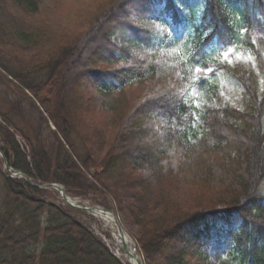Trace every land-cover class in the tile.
I'll return each mask as SVG.
<instances>
[{
    "label": "trees",
    "instance_id": "16d2710c",
    "mask_svg": "<svg viewBox=\"0 0 264 264\" xmlns=\"http://www.w3.org/2000/svg\"><path fill=\"white\" fill-rule=\"evenodd\" d=\"M67 1L71 0H0L3 34L0 36V70L20 84L15 86L20 95L29 98L22 88L38 100L45 95L49 97L41 103L64 135L68 134L70 124L61 106L63 102L58 103L57 98L61 100L63 92L71 94L72 85L87 82L104 111L119 123L115 141L116 144L121 142V146L120 150H115L114 144L110 147L100 170L91 156L83 161L84 167H94L100 174L109 171L117 158L122 157L128 168L149 176V180L145 179V191L154 183H165L175 168L180 167L177 161L180 154L187 151L192 137L198 139L201 130L206 131L207 140L203 145L206 153L219 154L221 160L215 157L205 164L204 161L201 169L193 168L194 174L186 177L191 187L206 193V205L191 208L195 211L174 213L170 206L176 201L171 197L160 194L140 198L137 209L141 213L149 211L151 206L155 207L152 211L165 207L170 211L155 225L154 221H149V225L144 226L146 230L140 241L142 252L146 259L162 257L166 264H264V0H106L96 8L85 7L90 14L71 34L64 30L77 13L67 11L55 23L53 20L48 23L44 13ZM160 5H163L161 10L157 9ZM152 15L171 16L173 30L177 33L184 26L193 30L195 37L189 41L187 62L169 65L143 55L155 39L139 19ZM118 34L125 38L116 45ZM219 47L244 51L254 58L263 90L259 76L247 68L237 67L232 73L247 94L248 111L240 113L221 108L213 117H208L209 113L204 111L200 112V120L195 121L196 109H191L179 95L180 88L185 87L179 82V73L196 68L226 70L229 66L211 56L210 51ZM11 51L33 54L41 61L23 67L12 59ZM169 77L175 78L171 87L152 97L134 100L124 117L117 119L122 99L130 89ZM205 82L214 93L215 85L210 80ZM191 112L190 126L180 130L182 118ZM141 115L148 118L151 126L148 136L154 139V146L147 145L148 151L145 146L141 148L140 141L134 143L136 138L131 139L132 134L140 136L144 132L139 122ZM153 115L165 117L167 124L175 122L178 131L168 127L164 132ZM0 120L3 124H0V151L11 167L36 183H60L69 193L83 188L80 182L73 185L70 175L67 179L59 174L62 167L65 171L78 170L76 177L80 181L83 174L78 167L68 164L66 158L62 166L54 167L46 151L25 140V134L12 124L10 115L0 112ZM18 136L28 144L29 154L23 151ZM146 137L144 143L148 141ZM129 144L137 148L129 150ZM196 159L192 157L193 162ZM170 166L172 173H168ZM3 182L0 264H53L58 258H62L61 264H74L75 255L84 264L89 261L122 264L75 216L39 195L45 191L31 187L25 180L3 178ZM234 219L240 225L231 229ZM212 222H221L230 228L224 230L230 240V251L217 263L211 260L203 244L214 228L210 225ZM171 239L178 242L176 253L168 251Z\"/></svg>",
    "mask_w": 264,
    "mask_h": 264
},
{
    "label": "rangeland",
    "instance_id": "374dc122",
    "mask_svg": "<svg viewBox=\"0 0 264 264\" xmlns=\"http://www.w3.org/2000/svg\"><path fill=\"white\" fill-rule=\"evenodd\" d=\"M104 1L106 0H71L65 2L64 5L62 2L60 5L63 6L46 9L44 11L45 19L48 23L50 20H53L55 23L58 17L60 15H65L67 11L70 13H77V15L70 20V23L72 22L73 24L70 26L69 23V26L64 30L66 33L71 34L74 29L86 21L85 18L90 14L87 11L88 8L85 7L93 9L99 6V4L104 3ZM62 8H65L64 11H62ZM162 8L163 5L157 7L159 10ZM171 19L172 17L169 15H155V17L152 15L139 19L141 25L145 29L150 30L155 39L154 44L148 50H145L143 55L152 59L162 60L169 65H177L180 61L187 62L189 60L190 56H187L189 53L188 46H190L189 41L195 36L193 30H190L187 26L181 28L178 33L175 32L172 27ZM0 36H3L1 26ZM124 38L125 36L122 34L116 35L115 44L119 45ZM221 49L222 48H213L210 51L211 56L214 59H220L223 56L222 60H227L228 62H226V65L229 67H227L226 70L217 71L218 73H216L214 77L211 76V68H199V72L196 71V68L195 70H189L187 72L182 71L179 73V82H183L185 86L184 88H180L181 91L179 92L183 102L187 101L191 109L195 108L201 112L206 111L209 113L208 117H213L221 108H230L240 113L248 111L249 104L244 90L235 79L229 75L233 74L232 72L236 71L237 67L247 68L256 74V76H259L262 82L260 71L257 67L258 65L254 58L251 57V60L247 59L249 57L248 53L244 51L238 52L234 49H228L227 52H224L221 51ZM11 52H13L12 59L15 60V62H19L23 67H28L29 64L33 65L41 61L40 57L33 54L22 55L18 54L19 52L17 51V53L14 51ZM225 56L228 58L225 59ZM238 56H243L244 59H237ZM101 67L103 68V66ZM7 76L6 73H2L0 70V112L10 115V121L16 128L20 129L25 134V140L31 142V144L33 146L35 145L38 149H42L48 153L54 167L57 165L62 166L66 158L68 164L71 166L75 165V167H78L79 170L82 171L83 176H81L79 181L77 180L78 177H76L78 170L65 171V167L60 169L59 174L61 176L64 174V177L68 179L69 177L67 176L70 175L71 179L69 181L73 182V185L80 182V185L83 187L81 190L73 189L75 192L74 195H70L71 200L80 206L98 207L115 212L120 224L122 223L123 227H125L126 232L131 237L133 245L138 252L142 253L140 241L143 240V232L146 230L145 227L149 225V221H154L155 225V222L160 221L162 216L170 213L169 209L166 207L158 212L152 211V209H155L153 206H151L152 209L149 208V211L141 213V210L137 209L138 202L141 200L140 198L155 197L160 194L162 196L171 197V199L176 201V203L173 202L172 206H170L174 208V213L178 211H187L188 209L195 211L191 208L203 206V204L208 201L205 192L191 187V183L186 181L188 174H194L193 168L198 169L204 161L203 164L215 157V159L218 158V160H221L219 154H216V156H209L210 154L208 152L206 153L207 150L203 146L207 140L206 131L202 132L201 130V135L198 139L192 137V142L188 144L187 151H183L179 156L180 158L177 162L180 167L175 168L174 174L170 178H167L165 183H154L145 191L144 189L147 185L145 179H148L149 176L128 168L126 159L122 157L117 158L109 171L100 172V174H98V170L94 167L90 169L84 167L83 161H88V158L91 156L93 164L95 163L94 165L98 166L100 170L108 158L107 154L110 147L114 144L116 147L115 150H120L121 146V142L116 144L115 141L117 133L119 132V123L114 122V118H111L109 114L104 111L98 103L95 91L89 90V84L87 82L83 81L79 85H72L71 94L68 95L67 92H63L61 100L57 98L58 103L63 102L61 106L67 114V120H69L68 125L70 124L68 126L69 130L67 131L68 134L64 135L54 124L47 109H45L42 104H37L39 101L32 103L28 98L20 95L15 87L20 86V84L15 82L14 79L9 80ZM43 76L44 75H42L41 79ZM205 80H210V82L215 85L216 88L214 93L208 88ZM173 83H175V78L169 77L168 79H155L130 89L122 99L119 111L120 116L117 119L124 117L129 107L134 104V100L139 101L145 97H152L160 91L168 89ZM84 84H88V87H86L85 92H82V90L85 89ZM21 90H23L25 94L28 92L27 89L21 88ZM262 90L263 87L261 88V91ZM162 93L163 92L160 94ZM83 95L85 96L83 97ZM28 96H31V94ZM32 99L36 100L35 98ZM192 114L193 112L182 118L183 125L180 130L190 126ZM152 117L154 121L158 122V126L163 128L162 130H164V132L168 131V127L178 131L175 122L167 124L168 121H166L163 116L153 115ZM193 119L199 121L200 114L194 113ZM139 122L144 132L142 133L140 131L142 133L140 136H137L138 133L132 134L131 139L136 138L134 143L140 141L143 145L141 148L145 146L148 151L147 145L150 146V143H152V146H154V139L151 140L148 136L151 126L148 118L144 115L139 117ZM0 124L3 125L1 120ZM198 129H200V127ZM180 132L182 134V131ZM144 134L147 137L143 136ZM144 137L148 139L147 143H144ZM17 140L21 144L23 151L25 150L29 154L31 150L26 141L20 136L17 137ZM128 148L129 150H134L137 147L134 144H129ZM190 156L195 157V159L197 158V161L193 162ZM187 159L191 160V162L189 163ZM5 160L4 154L0 153V210L4 208L5 202V189L2 180L4 171H6ZM172 169L173 168L170 166L168 173H172ZM150 178L152 179V177ZM171 183L172 185H170ZM39 195L46 199V201L68 207L58 192L53 193L47 191ZM157 205L160 204L157 203ZM78 211L80 213L76 211H71V213L86 227L101 237L112 252L115 253L119 251V244L114 238V225L104 222L90 213L88 214L81 210ZM210 225L214 228H211L209 235L204 238L203 244L206 245L211 260L217 263L219 259L225 258L230 251L228 245L230 240L224 231L230 228L224 223L221 224V222H212ZM239 225L240 222L234 219L231 224V229H235ZM218 227L219 229H217ZM174 241L175 240L171 239L168 244V251L171 253H176L175 249L179 248V245H177L178 242L176 243V241ZM143 256L145 257L144 254ZM76 257L75 255L72 259L74 264H84L82 260ZM146 261L147 264H166L162 257H157L153 260L147 258ZM61 263L62 258H58L53 264ZM89 264L92 263L89 261ZM93 264H95V262ZM195 264L201 263L195 262Z\"/></svg>",
    "mask_w": 264,
    "mask_h": 264
},
{
    "label": "bare ground",
    "instance_id": "6f19581e",
    "mask_svg": "<svg viewBox=\"0 0 264 264\" xmlns=\"http://www.w3.org/2000/svg\"><path fill=\"white\" fill-rule=\"evenodd\" d=\"M200 69H202V68H200ZM204 69V68H203ZM209 69V68H208ZM212 69V72H211V76H215V74L216 73H218L217 71H215L213 68H211ZM220 72V71H219ZM2 73H3V71H2ZM5 73V72H4ZM8 75V74H7ZM233 79H235V77H234V75L233 74H229ZM7 78L9 79V80H13L14 78L13 77H11V76H7ZM235 81H236V79H235ZM16 82V81H15ZM244 90V89H243ZM244 92H245V90H244ZM31 94V96H29V98H28V100H30L31 102H37V101H39V103L37 102V104H42L41 102L42 101H44V99H46V98H49V97H47L46 95L42 98V99H37L30 91H28L26 94ZM28 94V95H29ZM245 94H246V92H245ZM27 95V96H28ZM247 95V94H246ZM35 98L36 100H34V99H32V98ZM31 98V99H30ZM42 106H43V104H42ZM200 112L201 111H199V110H196V112H195V114H200ZM5 159H6V161H7V166L5 167V170L6 171H4V175H3V178H6V179H19V180H23L24 179V177L26 176V174H24L23 172H21V171H19V170H16V169H14L13 167H11V165L9 164V162H8V159L5 157ZM3 178H2V180H3ZM3 184H4V182H3ZM48 185H50L49 187H48ZM39 188L41 189V190H43V191H45V193L47 192V191H51V192H53V193H55L56 191H54V188L52 187V184H49V183H39ZM49 189H51V190H49ZM62 193L60 192V195H61ZM63 195V194H62ZM67 197L69 198V202H71V203H74V201H72L71 200V198L67 195ZM64 200H65V202H67V199L66 198H64ZM1 213H3V211L2 210H0V214ZM94 215L96 216V217H98L99 219H101V220H103L104 222H107V223H109V224H112V225H114L115 224V220H114V215L113 214H111V213H102V212H95L94 213ZM121 225H122V223H121ZM122 227H123V225H122ZM123 229V231H125V227H123L122 228ZM124 235H125V237H121V236H119V235H114V238L117 240V242H118V244L119 245H121V241L122 242H125V243H127L128 245H129V247H130V249L128 248L127 249V254H125V253H122L121 251H118L116 254H117V256L119 257V258H121V259H123V260H125V261H127L128 263H130V264H147V261H146V258L143 256V254L141 253V252H138V250L135 248V246L133 245V241H132V239H131V237L128 235V233L125 231V233H124ZM140 253V254H139ZM141 255H142V257H141ZM142 258V259H141ZM143 260V261H142Z\"/></svg>",
    "mask_w": 264,
    "mask_h": 264
},
{
    "label": "water",
    "instance_id": "95a60500",
    "mask_svg": "<svg viewBox=\"0 0 264 264\" xmlns=\"http://www.w3.org/2000/svg\"><path fill=\"white\" fill-rule=\"evenodd\" d=\"M5 165L7 166V161H5ZM8 167V166H7ZM27 181L31 184V180L30 179H27ZM50 185H48V187H49ZM52 187H54V188H57L55 185H52ZM117 226H118V229H119V231L122 233V228H121V226L119 225V223H117ZM124 249H125V251H126V253H127V247L126 246H124Z\"/></svg>",
    "mask_w": 264,
    "mask_h": 264
},
{
    "label": "snow or ice",
    "instance_id": "6c2138e0",
    "mask_svg": "<svg viewBox=\"0 0 264 264\" xmlns=\"http://www.w3.org/2000/svg\"><path fill=\"white\" fill-rule=\"evenodd\" d=\"M221 51L227 52V51H228V49H227V48H222V49H221ZM227 58H228V57H227V56H225V59H227ZM237 59H244V57H243V56H238V57H237ZM247 59L251 60V56H249ZM196 71H197V72H199V71H200V69H199V68H197V69H196Z\"/></svg>",
    "mask_w": 264,
    "mask_h": 264
}]
</instances>
